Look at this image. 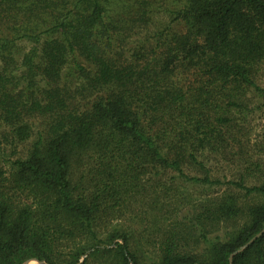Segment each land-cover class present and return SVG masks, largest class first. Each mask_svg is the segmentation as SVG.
<instances>
[{
    "label": "trees",
    "instance_id": "16d2710c",
    "mask_svg": "<svg viewBox=\"0 0 264 264\" xmlns=\"http://www.w3.org/2000/svg\"><path fill=\"white\" fill-rule=\"evenodd\" d=\"M263 65L264 0H0V264H264V170L210 165Z\"/></svg>",
    "mask_w": 264,
    "mask_h": 264
},
{
    "label": "rangeland",
    "instance_id": "374dc122",
    "mask_svg": "<svg viewBox=\"0 0 264 264\" xmlns=\"http://www.w3.org/2000/svg\"><path fill=\"white\" fill-rule=\"evenodd\" d=\"M113 14L109 13V16ZM168 24V19L165 15L157 13L155 15V25L165 26ZM136 38L127 39L128 45H133ZM261 71L258 78V84L264 89V65L261 66ZM247 104L243 112L238 115L239 118V134L241 142L237 148L241 149L244 153L245 163H235L221 161L219 158L212 160V169L215 175L219 177L230 178L235 171L240 168L249 167L251 170H264V107H261V100L255 96L248 94L246 96ZM8 154V150H7ZM234 160V158H233ZM252 179H247L249 186L253 185ZM178 188V194H183L182 197L190 199L192 202H198L205 198H212L223 191L224 186L203 187V188ZM123 223V222H122ZM140 236V243L146 247L145 236L137 235L136 239ZM203 249V247H202ZM199 250V248H197ZM27 263V262H26ZM28 264H33L28 262Z\"/></svg>",
    "mask_w": 264,
    "mask_h": 264
},
{
    "label": "water",
    "instance_id": "95a60500",
    "mask_svg": "<svg viewBox=\"0 0 264 264\" xmlns=\"http://www.w3.org/2000/svg\"><path fill=\"white\" fill-rule=\"evenodd\" d=\"M25 264H28V262H27V263H25Z\"/></svg>",
    "mask_w": 264,
    "mask_h": 264
}]
</instances>
